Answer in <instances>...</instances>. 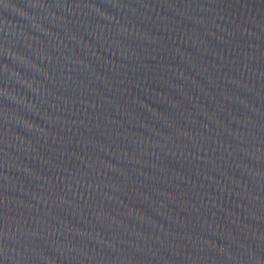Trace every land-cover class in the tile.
I'll return each instance as SVG.
<instances>
[{"label": "water", "instance_id": "95a60500", "mask_svg": "<svg viewBox=\"0 0 264 264\" xmlns=\"http://www.w3.org/2000/svg\"><path fill=\"white\" fill-rule=\"evenodd\" d=\"M0 264H264V0H0Z\"/></svg>", "mask_w": 264, "mask_h": 264}]
</instances>
